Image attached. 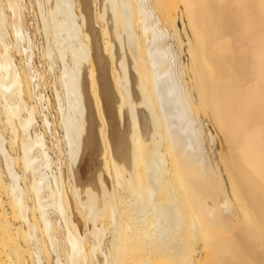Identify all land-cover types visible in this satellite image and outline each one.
Wrapping results in <instances>:
<instances>
[{
    "label": "bare ground",
    "instance_id": "obj_1",
    "mask_svg": "<svg viewBox=\"0 0 264 264\" xmlns=\"http://www.w3.org/2000/svg\"><path fill=\"white\" fill-rule=\"evenodd\" d=\"M0 264H264V0H0Z\"/></svg>",
    "mask_w": 264,
    "mask_h": 264
},
{
    "label": "rangeland",
    "instance_id": "obj_2",
    "mask_svg": "<svg viewBox=\"0 0 264 264\" xmlns=\"http://www.w3.org/2000/svg\"><path fill=\"white\" fill-rule=\"evenodd\" d=\"M50 89H48V92L50 93V91H49Z\"/></svg>",
    "mask_w": 264,
    "mask_h": 264
}]
</instances>
